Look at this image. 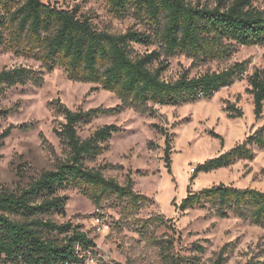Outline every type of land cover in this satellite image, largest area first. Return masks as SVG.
<instances>
[{"label":"trees","instance_id":"16d2710c","mask_svg":"<svg viewBox=\"0 0 264 264\" xmlns=\"http://www.w3.org/2000/svg\"><path fill=\"white\" fill-rule=\"evenodd\" d=\"M117 15L131 14L146 19L153 31L129 27L114 32L98 28L91 17L78 5L67 8L43 0H0V51L8 48L18 55L40 61V68L30 65L3 67L0 70V93L17 84H44L45 71L64 67L70 79L92 82L113 91L121 104L73 110L60 99L51 104L64 121L56 127L65 150L52 168L43 169L25 186L16 190H0V264H77L85 263L96 242L83 225L65 216L69 195L62 189L79 188L96 207L107 198L123 202L124 214L139 211L151 199L134 189L130 174L124 183L107 176L102 167L90 166L92 160L109 148V140L122 127L110 123L96 128L82 138L81 123H88L100 114L133 108L143 114L156 115L155 104H181L212 97L220 88L241 79L248 69L247 60L237 61L221 70L191 75L182 70L176 79L168 80L163 73L170 66V57L184 55L197 66L208 60L231 57L235 44L264 43V0H106ZM160 48L144 52L134 44ZM254 96V114L262 117L264 109V66L249 77ZM230 117H240L243 109L228 102ZM11 108H0L6 116ZM29 124H10L0 133V148L15 128L26 129ZM166 135L165 161L172 162V142L167 129L158 125ZM215 136L222 135L214 132ZM223 141V139H222ZM254 146L264 149V123L242 142L198 163L193 176L227 167L240 158H253ZM112 167H122L108 163ZM214 208L216 215L231 214L249 219L264 227V190L219 183L199 190H188L177 208ZM160 214L135 219L137 230L159 244L166 264H194L187 255L176 250L180 234L161 236L150 229L166 224ZM200 252L205 250L197 244ZM224 245L214 264H224L230 253ZM264 251V250H263ZM264 253V252H263ZM132 264V263H125ZM246 264H250L248 261Z\"/></svg>","mask_w":264,"mask_h":264},{"label":"rangeland","instance_id":"374dc122","mask_svg":"<svg viewBox=\"0 0 264 264\" xmlns=\"http://www.w3.org/2000/svg\"><path fill=\"white\" fill-rule=\"evenodd\" d=\"M62 7L78 5L100 29L114 32L137 28L153 31L146 19L134 15L113 13L106 0H43ZM199 1V0H193ZM202 2L210 0H200ZM159 49L158 41L151 45L134 44V49L144 52ZM247 60L248 69L241 79L220 88L212 97L181 104H155L156 115L143 114L133 108L100 114L88 123H81L78 132L82 138L96 128L114 123L122 127L109 140V148L87 164L102 167L107 176L124 183L130 174L134 189L149 197L139 211L123 212V202L107 198L101 207L78 187L62 189L68 194L65 216L55 215L58 221L72 219L83 225L96 242L85 263L77 264H166L161 248L151 237L137 230L135 219L160 214L168 223L150 229V234L161 236L173 233V225L180 234L176 250L191 258L194 264H214L218 251L228 245L224 264H264V227L249 219L231 214L216 215L208 204L202 208H177L188 190L219 183L264 190V149L254 146L253 158H240L227 167L193 176L194 167L204 160L242 142L264 123L254 114V96L250 91V75L264 66V43L235 44L231 57L208 60L192 66L184 55L170 57V66L163 73L168 80L176 79L184 69L191 75L205 71L221 70L237 61ZM30 65L40 68V61L18 55L5 48L0 51V70L3 67ZM44 84H17L0 93V108H11L6 116L0 115V133L10 124L28 123L26 129L15 128L5 138L0 148V190H16L25 186L43 169L52 168L65 155L64 145L56 127L64 121L51 102L58 98L73 110L121 104L115 92L101 88L96 83L70 79L64 67L45 71ZM228 102L243 109L240 117H230ZM158 125L167 129L172 142L170 170L165 161V141ZM216 132L222 138L215 136ZM223 139V141H222ZM108 163L123 165L112 167ZM205 247L200 252L196 245Z\"/></svg>","mask_w":264,"mask_h":264}]
</instances>
